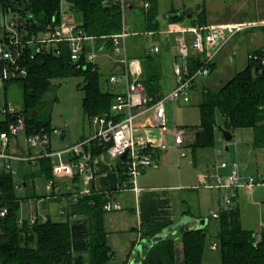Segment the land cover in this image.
<instances>
[{
	"label": "trees",
	"instance_id": "obj_1",
	"mask_svg": "<svg viewBox=\"0 0 264 264\" xmlns=\"http://www.w3.org/2000/svg\"><path fill=\"white\" fill-rule=\"evenodd\" d=\"M76 13L82 15L79 27L89 36L96 38V46L104 51L113 52L110 36L117 34L122 26V11L117 0H66ZM149 4L146 11L132 2L130 11L143 17V32L159 33L163 29L159 22L160 0H142ZM7 7L19 14L25 36H37L51 27L61 24L62 0H21L5 2L0 0V9ZM199 19L189 18V11L177 12L174 7L166 15L171 24L187 22L190 26L206 25V10L198 12ZM191 14V13H190ZM134 33L137 26L130 22ZM139 24V23H138ZM264 28V27H263ZM129 40L130 58L140 59L143 64L142 84L149 98V103L162 95V60L159 54L151 51L147 35L137 32ZM59 53H40L34 59H24L28 73L16 79L23 94V116L26 122L25 134H33L43 127L52 130V100L55 79L83 77L85 97L82 106L88 118L104 114L111 110V103L116 94L102 91L100 66L92 65L82 56L81 68L73 64L67 43H60L55 48ZM264 49L254 50L260 53ZM180 61V60H179ZM190 71L194 72L202 65V58L193 54L188 58ZM215 65L212 67L214 70ZM117 65L111 72H118ZM257 66L248 59L245 68L227 81L219 90L205 89L199 104L201 123L197 127L189 147L193 152L212 150L216 147V135L220 128L234 133L240 129H253L254 148L264 149V74L259 75ZM109 73V72H108ZM110 73L108 75H110ZM217 112L222 116V125L217 123ZM6 125H0L5 130ZM106 150L105 146L91 147L96 158ZM35 167L29 163H19V176L23 179V191L16 188V179L5 170L0 173V210L8 208L6 216H0V264H109L113 262V250L108 244V232L105 229L104 205L107 197L104 193H93L80 197L68 205L62 219L51 217L45 222L34 224L25 219L20 224L22 202L41 195L37 191V178L49 180L52 175V159L42 158ZM123 178L126 179L121 169ZM77 179V180H76ZM76 180L79 182V178ZM222 261L217 264H264V224L262 231L256 232L241 225L240 208L230 205L220 209ZM170 221L149 222L144 224L142 239L159 236L170 227ZM184 264H208L203 253L208 244L207 228L187 231L181 235ZM175 240L166 239L155 244L145 255L142 264H176ZM218 245V242H217ZM219 246V245H218ZM217 246V247H218Z\"/></svg>",
	"mask_w": 264,
	"mask_h": 264
},
{
	"label": "built area",
	"instance_id": "obj_2",
	"mask_svg": "<svg viewBox=\"0 0 264 264\" xmlns=\"http://www.w3.org/2000/svg\"><path fill=\"white\" fill-rule=\"evenodd\" d=\"M17 1L21 0H5L6 3ZM117 1L121 6L122 26L119 33L110 36L111 47L113 48L110 58L114 66L119 67V71L111 72L108 75V82L111 84L112 90H115L118 83L125 84V91L123 93L113 91L116 96L111 103V110L89 118L94 128L91 136L55 150L52 148L53 140L55 137L60 140L63 139V130L55 128L47 131L43 127L40 131L26 135L23 109L17 108L7 101L3 104L0 103V125H6L5 130H0V173L3 170L10 172L16 179L17 190L22 192L24 182L19 176L18 164L29 163L35 167L36 163L44 157L52 159L53 177L45 180L43 192L42 188L37 186V191L41 195L37 203L63 201L56 212L57 218L65 216L68 205L80 197L93 193L90 185L95 174L91 147L105 146L104 154L111 161H121L123 171L127 176L121 184L123 189L136 188L137 180L142 176L143 171L156 164L155 151L157 149L164 151L169 149L170 145H167L166 142H158L148 138L137 126L136 121L142 111L152 110L155 117L154 124L147 130L156 129L161 134L172 133L176 147L184 148L188 145V130L170 124L167 116L168 103H190L195 84L209 77L222 50L236 35L246 31L249 26H254L252 24L193 25L179 30H168L170 33H180L169 52L172 58L176 60L173 63L176 86L167 94H162L153 104H150L141 81L143 77L142 61L138 58H130L128 54V40L137 34L133 32L131 24L126 19V14L130 11L133 0ZM145 5L146 8H149V4L145 3ZM19 19L18 12L12 11L10 8L7 9V7L0 9V87L27 75L28 69L23 63L25 58L34 59L40 53L53 52L57 54L59 51L55 48L60 43L68 44L71 62L76 64L78 68H81L83 54L85 61L94 66L99 65L98 60L104 54V48L97 47L96 38L87 35L75 21L63 18L61 24L51 27L47 32L28 37L25 36L24 28H22L23 23ZM186 33L193 35L190 42L186 39ZM154 34L156 33H146L149 38ZM160 50L159 46L151 44L152 52L158 53ZM194 53L200 55L202 65L191 72L188 58ZM247 56L250 61L256 64L258 74L263 75L264 50L260 53L251 52ZM21 135L25 137L27 149H23L21 146ZM184 155H186V151L182 153V156ZM220 167L227 169L229 164L222 162ZM232 170V173L225 179L218 174H213V176L205 174L200 177L204 186L227 190L254 189L256 186L264 185V176L259 175L255 178L250 175L244 177L236 165ZM77 177L80 179L79 182L76 181ZM216 177L217 180H213ZM95 193L98 192L95 190ZM104 194L108 198L104 205L107 212L122 209V205L113 201L110 193ZM234 197L235 192L225 199L227 203H230ZM33 201L30 199L28 202ZM29 207L31 208L30 212L27 215L22 214L19 218L20 224L25 219L30 224H34L38 221L45 222L48 217L53 218L47 209L42 212L38 206L33 208L31 204ZM8 212V208L2 207L0 216H6ZM213 218H219V214L213 213ZM217 246V243H214L212 248L216 249Z\"/></svg>",
	"mask_w": 264,
	"mask_h": 264
},
{
	"label": "crops",
	"instance_id": "obj_3",
	"mask_svg": "<svg viewBox=\"0 0 264 264\" xmlns=\"http://www.w3.org/2000/svg\"><path fill=\"white\" fill-rule=\"evenodd\" d=\"M184 1L185 0H174V9L177 12L189 11V14H192V12H194L195 14V12H198L199 6L205 7L206 25L221 26L230 24H264V18L263 21L246 22L245 20L234 21L233 18L224 15L225 11H235L237 9H240L242 2V8H246L249 5V0H191L192 4H190L189 6H186ZM68 17L71 20L73 18V16L72 18L71 16ZM75 22L78 25L80 24V22ZM187 27H190L187 22H178L173 24L169 23L163 30V32L165 33H156L151 36V38L146 36L147 38H149V46H151V44H155L161 49L157 54H159L162 60V94H167V92L173 90L176 86V76L173 72V63L176 60L172 58L169 52L180 33H170L168 30H179L180 28ZM144 35H146V33H144ZM185 36L187 41L189 42L193 39V35L191 33H186ZM110 57L111 52L104 51V54L101 55L98 60L100 62V68L102 70L105 68H109V73L112 66H114L113 62H111L112 60L110 59ZM205 79H202L195 84V89L191 94L192 101L198 102L199 104L202 102L201 100L203 90H219L226 83V81H224V83H221L218 87L210 86L214 85L213 82H210L211 84L207 86L205 83L206 81H204ZM116 88H118L119 90H117ZM115 90L123 93L125 91V84L118 83V85L115 86ZM182 103L190 104L185 102H178L175 104L171 102L168 103L167 116L169 117L171 125L175 124L173 112L176 107L178 105H182ZM154 120L155 117L153 116V111L146 110L142 111L136 123L148 138L154 141L157 140L158 142H166L167 145H170V143H172L175 146L172 133L161 134L156 129L152 131L147 130V128L154 124ZM183 128L188 130V145L184 146V148H179L176 146L175 148L179 150H185L186 155L182 157L176 156V153H178L179 151L171 149V145L169 149L165 151L157 149L155 151L156 164L143 171L142 176L137 180L136 188H121V184L125 180L121 173V169L123 170L121 161H111L104 153L94 158L93 169L95 178L90 186L98 193H110L113 201H116L122 205V209L110 211L114 215L115 221L111 218H106L105 215L107 212L104 215L105 229L108 232V244L112 247L113 250L112 261L114 264H142V257H145L146 253L148 252L147 249H145L141 255H138L135 260H133L134 253L138 247V244L142 240H145L141 238L142 227L146 223L158 221H170L172 223L170 227L165 229L160 234L169 233L170 237L176 238V264H184L183 244H181L180 242V238L182 235L180 227H184V225L187 224L188 221L192 222L193 220L206 219L202 214L200 201L198 200L199 190L192 185L193 183L198 182L199 177L197 178V175L201 172H206V174L213 176V174H218L219 169H226L221 168L217 163L218 158L216 156L219 154L217 145L214 149L209 150L211 152H207L208 150H198V152L195 153L193 152L192 148L189 147V138L193 139V135L196 133V130L187 127ZM250 130L253 131V129ZM93 132L94 128L92 126L89 133L85 135L84 138L91 136ZM218 133L216 135V139ZM66 136L67 135H65L63 139L66 138ZM84 138L82 140H84ZM187 156H190V158L192 159L187 160ZM213 157H216V161L212 160ZM238 190L240 189H237L235 191V197L233 199L236 198ZM58 203L59 202H57V204ZM31 204L32 202L29 203L28 201H25L22 204L23 215H27L30 212L31 208L29 207L28 210L26 206H30ZM42 207H44V204ZM45 207L47 211L51 213L53 218H57L56 213H53L54 208L49 209V206L47 205H45ZM216 219L218 220V218ZM207 226L208 223L206 227Z\"/></svg>",
	"mask_w": 264,
	"mask_h": 264
},
{
	"label": "rangeland",
	"instance_id": "obj_4",
	"mask_svg": "<svg viewBox=\"0 0 264 264\" xmlns=\"http://www.w3.org/2000/svg\"><path fill=\"white\" fill-rule=\"evenodd\" d=\"M134 4L145 8V3L142 0H133ZM186 6L192 4L191 0L184 1ZM161 7L159 13V22L164 27L160 34L163 32L165 27L170 23L166 15L171 11L174 0H160ZM236 5V2H235ZM243 2L240 9L225 11L224 15L233 18L235 20L249 21H263L264 18V0H249V5L245 8ZM202 7L199 6V10ZM236 9V8H235ZM62 17L68 20L67 16H73L74 21L78 23L82 22V15L76 13L71 4L66 0H62ZM192 15V14H191ZM194 18H198V14L195 12ZM62 18V19H63ZM72 18V20H73ZM128 22H133L134 26H137V32L143 35V17L140 13H133L128 11L126 14ZM139 23V24H138ZM167 24V25H165ZM171 24V23H170ZM165 25V26H164ZM132 27V26H131ZM264 24H256L253 27L249 26L244 32L239 33L236 37L222 50L220 55L216 59L215 68L212 73L205 79L206 85L209 86L213 82L214 85L220 86L224 81L230 80L237 72L245 68L248 62L247 55L254 50L264 49ZM138 34V33H137ZM177 36V35H176ZM175 36V37H176ZM111 59V58H110ZM98 63H100L98 61ZM100 66V65H99ZM105 68L102 71L101 78V89L102 91H118L112 90L111 84H109L108 70ZM54 88L50 92V99L52 100V129L59 128L65 132L66 138L59 139L55 137L52 143L53 149L66 147L70 144L81 141L85 135H87L92 128V124L89 118L85 115L84 107L82 106L83 99L85 97V91H83L84 78L83 77H67V79H55L53 80ZM215 88V87H214ZM119 90L118 88H116ZM8 102L9 104L15 105L17 108L23 109V94L20 87L16 82H11L4 87H0V103ZM192 101V99H191ZM175 124L180 127H197L201 123L200 107L199 103L192 101L190 104L178 105L173 112ZM222 116L217 112V123L219 126L222 125ZM21 138V146L23 149H27L25 137ZM254 133L250 129H240L233 133V139L230 143L225 142L222 132L218 133L216 143L219 154L216 156L217 163L220 165L222 161L229 164L226 170L219 169L218 176L227 178L232 173L233 167L236 165L238 170L244 177L254 176L255 178L259 175L264 176V149L254 148L253 138ZM171 149L179 151L176 156H181L185 150L176 149L175 146L170 143ZM226 146H229L226 149ZM211 152V151H207ZM216 157L212 160L216 161ZM184 158V157H183ZM190 156H187V160H191ZM211 160V161H212ZM219 167V166H218ZM206 172H201L197 175L198 182L193 183L196 189L199 190L198 200L200 201L201 210L203 216L208 219L207 228V246L204 250L203 257L204 261L208 264H217L222 261L221 256V242L219 239L221 233V222L216 218H213V213L219 214L220 209L229 205H236L240 208L241 213V225L246 229L253 230L256 232L262 231V225L264 224V185L256 186L254 189L242 188L238 190L236 198L232 199L230 203H227L226 199L228 196L236 191L234 189H224L218 187H207L203 185L201 175H205ZM193 180V179H192ZM213 180H217L213 178ZM195 182V181H194ZM36 186L42 188V192L45 190V180L37 178ZM39 193V191H38ZM54 203L50 201H44L40 204L37 201L32 202V207L41 209L42 212L46 209L45 205L50 208H54L53 213L57 212V209L63 204V201ZM44 204V207H42ZM29 210V206H26ZM23 209H21L22 215ZM106 218H111L115 221V217L112 212L106 213ZM59 220L62 218H53ZM141 238L144 233L141 230ZM218 242V248L212 249L211 246Z\"/></svg>",
	"mask_w": 264,
	"mask_h": 264
},
{
	"label": "water",
	"instance_id": "obj_5",
	"mask_svg": "<svg viewBox=\"0 0 264 264\" xmlns=\"http://www.w3.org/2000/svg\"><path fill=\"white\" fill-rule=\"evenodd\" d=\"M188 16H189V18L192 17L191 14H188ZM87 49H88V47H87ZM220 131L223 133V137H224L225 142L230 143V141H232V139H233V133L226 130V129L224 130L223 128H220ZM64 136L65 135L63 134V137ZM228 148H229V146H226V149H228ZM207 223H208L207 219L193 220L192 222L188 221L187 224L184 225V227H182V226L180 227V229L182 231L181 233L184 234L187 231L201 230V228L206 227ZM166 239L175 240L176 238L175 237L172 238V237H170L169 233H165V234H160L159 236H156V237L152 238L151 240H147V239L142 240L138 244V247L134 253V257H133L134 259L133 260H135L138 257V255H141L145 249H147L149 251L153 246H155V244L159 243V241L166 240ZM142 259L144 260V257H142ZM109 264H114V263L109 262Z\"/></svg>",
	"mask_w": 264,
	"mask_h": 264
}]
</instances>
